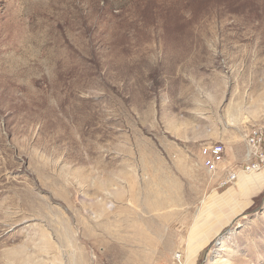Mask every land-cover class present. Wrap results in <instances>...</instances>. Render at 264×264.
Wrapping results in <instances>:
<instances>
[{
	"label": "rangeland",
	"instance_id": "rangeland-1",
	"mask_svg": "<svg viewBox=\"0 0 264 264\" xmlns=\"http://www.w3.org/2000/svg\"><path fill=\"white\" fill-rule=\"evenodd\" d=\"M264 0H0V264H264Z\"/></svg>",
	"mask_w": 264,
	"mask_h": 264
},
{
	"label": "built area",
	"instance_id": "built-area-1",
	"mask_svg": "<svg viewBox=\"0 0 264 264\" xmlns=\"http://www.w3.org/2000/svg\"><path fill=\"white\" fill-rule=\"evenodd\" d=\"M248 150L246 161L234 169L226 168L220 179L221 186L235 183L242 176H249L264 169V124H254L246 134ZM202 164L212 175H217L225 161L226 148L222 142H205L201 146Z\"/></svg>",
	"mask_w": 264,
	"mask_h": 264
},
{
	"label": "crops",
	"instance_id": "crops-1",
	"mask_svg": "<svg viewBox=\"0 0 264 264\" xmlns=\"http://www.w3.org/2000/svg\"><path fill=\"white\" fill-rule=\"evenodd\" d=\"M226 168H232V169H234L233 167H230V165H225V167H223V164H222L220 170L218 171V174L222 172V175L221 176H223L224 175V171H225Z\"/></svg>",
	"mask_w": 264,
	"mask_h": 264
}]
</instances>
